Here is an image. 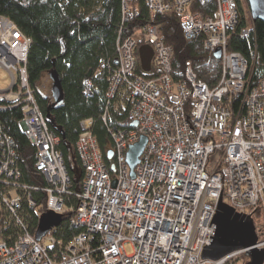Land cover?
Returning a JSON list of instances; mask_svg holds the SVG:
<instances>
[{
    "label": "built area",
    "instance_id": "2783aa9c",
    "mask_svg": "<svg viewBox=\"0 0 264 264\" xmlns=\"http://www.w3.org/2000/svg\"><path fill=\"white\" fill-rule=\"evenodd\" d=\"M194 1L146 0L152 12L177 14L188 40L204 34L207 49H221L218 84L211 88L192 66L186 68L185 81L175 83L173 50L158 27L119 41L109 97L129 105L130 128L109 130L113 147L107 153L113 156L106 163L92 133L93 121L81 122L77 149L84 178L77 193L58 149L60 139L49 129L29 82L31 40L0 16V67L11 77L9 88L0 90V104L21 107V128L36 148V169L46 181L43 188L22 183L15 144L0 124V220L6 218L0 233L8 223L20 228L13 244L0 238V264H238L246 257L245 264L247 249L217 261L202 258L213 242L221 199L253 218L255 248L264 249V76L252 85L246 58L227 51L238 27L237 0H216L215 12L206 18L190 11ZM130 3L123 0L124 15ZM248 33L245 29L242 35ZM141 43L154 50V79L136 72ZM86 92H91L90 84ZM241 97L245 112L243 106L235 107ZM143 136L147 145L133 178L127 153ZM32 190L47 195V212L63 216L66 198L79 200L71 223L83 231L66 247L56 237L60 226L38 242L20 218L21 192ZM27 202L36 205L29 193ZM128 244L132 254L125 250Z\"/></svg>",
    "mask_w": 264,
    "mask_h": 264
},
{
    "label": "trees",
    "instance_id": "16d2710c",
    "mask_svg": "<svg viewBox=\"0 0 264 264\" xmlns=\"http://www.w3.org/2000/svg\"><path fill=\"white\" fill-rule=\"evenodd\" d=\"M237 3L238 27L229 40L227 51L240 53L246 58L250 65L251 84L254 85L264 76V22L249 20L247 0H237ZM216 4V0H195L190 11L206 18L213 15ZM0 16L11 20L31 40L27 59L29 82L36 91L37 102L47 118L49 129L60 139L58 149L63 154L72 191L76 193L80 191L84 178V165L77 149L81 122L93 121L92 133L106 163L107 151L113 147L109 130L130 128L129 105L120 103L119 98L112 100L109 97V80L117 64L119 41L146 27H158L165 44L173 50L172 77L175 83L185 81L188 66H192L197 78L211 88L222 76L223 59L215 56V50L205 47V35L188 40L177 14L152 12L146 0H131L125 15L123 0H0ZM245 29L249 33L244 37L242 32ZM144 45L141 43L139 49ZM51 71L59 74L64 90V102L59 106L53 105L51 92L40 85L43 76H49ZM136 72L146 80L157 77L155 69L145 72L140 62ZM88 84L91 92L87 94ZM240 106L245 112L242 97L235 102L236 108ZM22 117L20 106L0 104V124L15 144L16 167L22 183L43 188L46 181L36 169V148L21 128ZM28 193L36 202L35 206L28 204ZM21 195L20 218L35 235L40 215L47 212V195L34 190L21 192ZM78 206L76 197L66 198L64 221L56 231L63 247L83 231L71 223ZM4 220L3 215L0 227ZM5 226L0 238L13 244L20 228L11 223ZM243 260L248 259L244 257Z\"/></svg>",
    "mask_w": 264,
    "mask_h": 264
},
{
    "label": "water",
    "instance_id": "95a60500",
    "mask_svg": "<svg viewBox=\"0 0 264 264\" xmlns=\"http://www.w3.org/2000/svg\"><path fill=\"white\" fill-rule=\"evenodd\" d=\"M250 14L253 22H264V0H247ZM217 58L222 57L221 49L215 50ZM154 50L149 45H144L139 49V58L141 67L145 72L150 71ZM49 79L52 82L51 95L54 100V106L62 105L64 102V90L59 74L56 71L49 73ZM137 122L132 126L136 127ZM147 138L141 137L138 142L131 145L127 153V163L131 169V176L134 178V169L140 163V158L146 148ZM113 153L110 151L106 158L111 160ZM116 183H114L115 185ZM64 221V216L52 211L45 212L39 217V225L35 234L38 242L53 229L59 227ZM216 226L215 235L212 244L207 247L202 254L205 260L217 261L229 253L247 249L249 261L245 264H263L264 249H257L258 235L254 220L250 216L241 215L235 212L233 208L225 204L222 199L218 204V210L214 219Z\"/></svg>",
    "mask_w": 264,
    "mask_h": 264
},
{
    "label": "rangeland",
    "instance_id": "374dc122",
    "mask_svg": "<svg viewBox=\"0 0 264 264\" xmlns=\"http://www.w3.org/2000/svg\"><path fill=\"white\" fill-rule=\"evenodd\" d=\"M248 7L249 6H246V8L248 10V18H249L250 21H252V17H251V14H250V9ZM10 84H11L10 75L6 71H4L3 69H0V90L1 91L7 90L9 88ZM40 85H44V89H46L47 92H49V91L51 92L52 82L49 79V76H47V75L43 76ZM217 210H218V206H217ZM125 250H126V252L128 254H132L133 253L132 245L131 244L126 245L125 246ZM238 264H244V260H241Z\"/></svg>",
    "mask_w": 264,
    "mask_h": 264
},
{
    "label": "bare ground",
    "instance_id": "6f19581e",
    "mask_svg": "<svg viewBox=\"0 0 264 264\" xmlns=\"http://www.w3.org/2000/svg\"><path fill=\"white\" fill-rule=\"evenodd\" d=\"M0 217H1V211H0Z\"/></svg>",
    "mask_w": 264,
    "mask_h": 264
},
{
    "label": "crops",
    "instance_id": "0c3cea01",
    "mask_svg": "<svg viewBox=\"0 0 264 264\" xmlns=\"http://www.w3.org/2000/svg\"><path fill=\"white\" fill-rule=\"evenodd\" d=\"M0 69H3V68L0 67ZM3 70H4V69H3ZM4 71H5V70H4Z\"/></svg>",
    "mask_w": 264,
    "mask_h": 264
},
{
    "label": "flooded vegetation",
    "instance_id": "af4514ba",
    "mask_svg": "<svg viewBox=\"0 0 264 264\" xmlns=\"http://www.w3.org/2000/svg\"><path fill=\"white\" fill-rule=\"evenodd\" d=\"M1 211V210H0Z\"/></svg>",
    "mask_w": 264,
    "mask_h": 264
}]
</instances>
